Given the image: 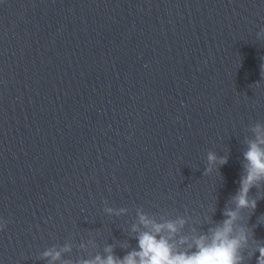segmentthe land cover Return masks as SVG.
<instances>
[{
  "label": "water",
  "instance_id": "1",
  "mask_svg": "<svg viewBox=\"0 0 264 264\" xmlns=\"http://www.w3.org/2000/svg\"><path fill=\"white\" fill-rule=\"evenodd\" d=\"M0 76L142 231L182 219L163 235L191 252L264 125V0H0ZM249 199L238 223L264 242V183Z\"/></svg>",
  "mask_w": 264,
  "mask_h": 264
},
{
  "label": "clouds",
  "instance_id": "2",
  "mask_svg": "<svg viewBox=\"0 0 264 264\" xmlns=\"http://www.w3.org/2000/svg\"><path fill=\"white\" fill-rule=\"evenodd\" d=\"M252 131L255 138L248 142V150L244 153L247 161L245 171L240 177L237 194L232 197L235 208H226L225 219L210 230V234L196 238L192 245L194 251H174L170 236L163 235L165 231L175 234L177 223L181 226L184 224L182 219L161 224L140 214V224L146 230L138 236V251L133 250L119 259L111 254L112 249L109 247L106 251L110 254L106 258L96 256L92 260H83L80 264H245L246 252L248 259L255 256L256 264H264V242H258L254 232L238 223L241 210L251 209L254 212L257 208V200L249 199V193L254 187L264 183V125L257 124ZM217 160L214 153L208 154L210 164ZM218 162L226 164L227 158L221 157ZM6 223L7 221L0 222V230ZM63 250L70 249L65 246ZM42 258H49V264H55L61 258V251L49 249L42 254Z\"/></svg>",
  "mask_w": 264,
  "mask_h": 264
}]
</instances>
